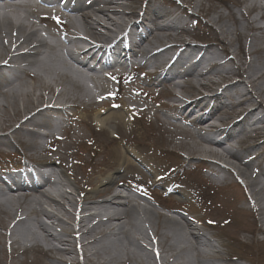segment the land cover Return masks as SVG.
I'll return each mask as SVG.
<instances>
[{
    "label": "bare ground",
    "instance_id": "6f19581e",
    "mask_svg": "<svg viewBox=\"0 0 264 264\" xmlns=\"http://www.w3.org/2000/svg\"><path fill=\"white\" fill-rule=\"evenodd\" d=\"M16 1L20 0H0V41L2 45H0V54L6 52L5 57L0 61L3 62L2 67L12 69L9 71L10 77L8 78L2 77L0 69V96L8 98V103L14 104L18 97H28L32 91L38 90L40 92L39 99L44 102L52 100L55 102H67L70 103V106L75 105V103L79 105L97 104L95 103V98L97 96L96 90L98 89L96 85V82H98L97 78L94 76L90 78L94 85V89H90L88 86L84 85V79L86 78L85 73L94 72H91V69L87 67V63H85L83 59L85 56L90 57L89 53L83 51L77 55H70L72 49L67 47L66 52L70 54L65 55L71 62L69 65L59 55V52L62 51L63 44L66 43L65 40L62 39V36L55 34V40L50 44L47 38L41 36L39 29H37L35 17H33L36 13L33 9L31 10L28 6L24 4L21 5V3ZM98 2L106 4L109 7L97 8L93 5L84 8V6H73L70 10L71 12L77 11L81 14L82 18H84V29H86L85 33L87 35L91 33L96 38L105 39V32H102V30L108 32L114 29L118 30L124 25V19L132 15V12L124 11V4L120 0H99ZM248 3H250V6L244 8L243 11L238 10V14L243 16V12L250 15L254 12H259L258 19L262 23L261 26H257L255 20H248L246 18L245 20L247 21V28H249L250 31L258 32L260 38L264 40V0L235 1L237 8H241ZM37 8L40 14L47 15L49 13L48 9L41 7V4H38ZM180 8L181 10L178 11L180 14H190L191 4H184L180 6ZM70 10L68 9V11ZM227 10H229V8H227ZM146 12H150L152 17L150 21L147 20V18L143 20L144 22L149 21L151 27L147 32L140 33L138 27L135 26V37L137 42L133 47L137 51H131V57L135 58L139 56L142 59L144 67H147L148 63L149 65H157V60L165 57V55L170 52L171 48L183 47L180 49L182 52L178 59L187 62L192 53H194L193 58H195L182 70H179V67H172L170 65L164 77L156 85L168 83L171 90H173L179 87L178 84L175 83L177 78L186 84L191 85L193 82L197 84L200 79H203L209 74L211 69L217 66L221 68L220 66H222V64L216 62L218 55L210 51L211 47L204 48L203 50L195 49L179 40L185 35L184 31H180V28L184 27L185 23L179 19V17H172L175 13H167L157 7L151 9L150 5L147 7ZM245 13L244 16L246 15ZM229 16L239 21L236 17L237 13L229 10ZM222 20L223 17L219 16L214 23L222 22ZM43 22V20H40V23ZM144 22L142 25L146 24ZM237 24L236 22L235 25L237 26ZM71 25L74 29H78L75 27L73 21H71ZM219 27L222 29L224 26L221 24ZM64 28L69 29V26L64 24ZM163 39L167 41L176 40L177 42L167 44L170 48L168 49V47L164 46L162 52L159 51L160 53L152 52L150 50L151 40L162 42L164 41ZM120 41L118 40V43ZM21 48H24V51L26 50L27 52H20L19 50ZM125 55L126 50L123 51V56L125 57ZM93 58H97L95 53H93ZM12 64H20L22 66L15 67ZM204 64L208 67H205L206 69H201ZM247 64L246 67L241 69V72L246 75V79H248L249 82L245 84L244 81H241L232 84L228 88H232L236 96L243 98L241 102L250 101V99H247V96H251V86L256 88V83L264 80V70H259L261 73L260 76H257L256 68L251 66L252 63L249 62ZM117 66V64H114L105 69H107L109 73H116L118 71ZM224 69L225 67H223V70ZM158 70L159 68H154V72ZM24 79H28L36 84L30 86V88H27V86L20 88L16 87V85ZM245 85L249 86V90L246 91ZM200 86L201 84L199 87ZM55 89H58L59 92L55 91ZM68 89L77 90V95L79 96L68 97L67 100L61 99L60 97H63V94ZM44 90L48 91L46 96V93L42 94ZM168 95L173 98V103L170 108L175 104L177 109H174L173 114L164 117L168 118L169 121H171V119L173 121L177 119L190 120L194 125L193 128L198 129L192 130V138L194 139V147H196L197 153H193L192 148L185 144H179L182 149L189 153H186L190 155L187 159L189 160L197 155L200 156L203 161L201 165L208 169L215 177V181L220 184L223 183L219 177V174H222V170L225 171L224 174H226L227 177L238 178L240 176L245 179L247 181V186L245 187L249 188L251 193V196H249L251 206L255 212L259 214L260 222L264 223V206L260 198L261 195H264V172L259 171L254 177H250L247 173L250 172L254 164L245 163L244 153L224 148L226 142H234L232 137L235 136V133L240 138L251 141L247 150L258 148L255 141L260 136L253 130L247 131L246 127L262 126L260 124L264 123V115L259 116L257 112L264 109V102H254L251 109L245 113L241 120L231 124L228 131H226L225 138L220 139V135L224 132L218 129L217 123H220V120L217 117L219 116V109L222 110L221 108L225 105L223 101L225 96L215 95L216 103L214 104L212 99L208 100L202 97L197 101L177 106L180 100L179 97H176L174 90L170 91ZM239 104L241 105V103ZM167 106L169 107V105ZM94 108L95 107H93V109ZM114 113L115 112L107 111L106 109L105 111L104 109L98 110L97 113L92 115V119L96 123L95 128L93 127V121H91L89 117L84 118V122L88 124L89 132L92 135L101 134L105 139L107 138L105 129H109L111 133L114 134L117 125L125 122V119L122 117L124 113L119 115L118 113ZM33 116L34 118H39L37 119V123L42 125H47L49 122L46 120L54 117H68L83 120L77 112L52 113L38 111L22 117L18 124V128L10 131V133L13 134L19 129L24 128L23 132L26 133L32 141H36L48 139L56 130L60 129L51 126L39 127L45 130L47 132L46 134H41L33 129L26 130L25 126L27 125V121H30ZM212 121H215V126H210L209 131L205 133L202 128ZM0 131V142H2L7 135L5 129H1ZM261 139L264 140V137ZM106 143L110 142L106 141ZM4 144L8 146L7 143L4 142ZM23 145L26 151L30 153V157H33V154H36V152L40 150H42V152L46 150L45 148L43 150L39 143L35 145L23 143ZM110 146H112L110 150L112 159H109L103 170L100 169L95 172L101 175L108 174L96 183H91L92 185H96L97 188L94 189L92 193H89V195H92L90 199H88V195H85L83 199L75 200L72 194L64 190V188L69 186V180H67L63 174L60 176L59 173H57L59 180H54L50 177L40 188L26 191L27 189H25V187L16 186L15 188H7L0 191V210L9 215L15 223H33L36 227V232H33L32 229L29 228L18 232L14 226H9L6 231L7 237L11 239L16 250L21 249L27 253L37 252L40 254L41 257L32 261L30 264H46L43 258L47 255L59 257L60 259L57 261V264H78L76 256L81 255L85 261L84 264H89L94 257L102 253H107V258L104 259L103 264H135L136 262V264H199L206 255V253L201 250L202 247L210 250L209 256L213 259L214 263L220 264V262L224 261V264H237L235 262H229L230 260L228 258H226V261L223 260L220 253L216 251V247L212 244L211 240L204 234L194 232L193 227L187 219L179 218V220H175L169 216L155 213L154 209L149 205L139 208V202L134 197H130L126 201L125 205L122 207V212L118 211L119 207H121V202L119 203L117 201L120 199L117 195H113V191L115 190L114 185L117 183V179L123 168L126 166L132 169L137 168V160L130 150H123L121 152L117 144ZM60 160L64 162L65 158L61 157ZM230 160L234 162L231 163L229 162ZM116 161H120L119 167H113ZM213 164L217 165L219 169L216 170L211 168ZM253 168H255V165ZM256 170H259V168H256ZM85 183L86 180L84 179V184ZM105 196L110 197L104 199ZM64 202L69 207H72L70 212L64 208ZM44 204L61 208L64 215L66 214L67 217H71V221L76 226L75 230L66 228L68 223H64L55 213L45 208L43 206ZM25 205L30 207V211L24 215L25 211H22V206ZM137 209L140 211L146 227H148V233L146 231L144 232V228L136 219ZM90 211L95 212L90 213ZM40 217L49 223L44 222ZM158 218L163 220L164 226L172 228L168 230V233L166 232V227L162 228L160 234L149 230L151 226L155 227ZM126 226L131 227V233H127L125 229ZM63 230L65 231L63 232ZM184 234L185 236H183ZM119 235H123L127 243L138 245H134V251H127V257L124 260L119 256L122 250L118 245L123 241V239H118ZM106 237H115V239L117 237L118 240H113L106 245L101 242L102 239ZM164 239L167 240V248H164L161 244ZM29 241L33 242L34 245L30 246L28 244ZM52 242H56L59 246L53 245ZM109 248L111 252L114 250L112 254L109 253ZM189 250L194 251L196 255L195 259L192 260L191 258L186 259L183 258V256L181 257L182 253ZM168 254L171 256H168ZM166 256L174 258V260L168 262ZM140 257L145 261L139 262L137 259ZM64 258H70V261H65ZM200 259L202 260L199 261Z\"/></svg>",
    "mask_w": 264,
    "mask_h": 264
},
{
    "label": "rangeland",
    "instance_id": "374dc122",
    "mask_svg": "<svg viewBox=\"0 0 264 264\" xmlns=\"http://www.w3.org/2000/svg\"><path fill=\"white\" fill-rule=\"evenodd\" d=\"M145 1L148 0H122V3L126 5L124 11L138 13L143 10ZM166 1L167 0H150L149 2L154 5V7L169 11L172 8ZM178 1L183 4L190 3L191 12L193 14L200 12L199 18L180 15V19L185 23L183 27L185 35L179 40H181V42H186L184 37L188 36L187 39L194 42L193 45H191L194 46L193 48L197 47V49L203 50L204 48L211 47L210 51L218 55L216 62L222 64V66H220L221 68L217 66L211 70L209 69V74L203 79H200L197 83L201 84L200 87V84L197 85L196 82L190 85L181 80V85L174 90L176 94H181L185 100L186 98L188 100L196 99L200 92L214 95V98H212L213 103L216 101L215 95L225 96L223 100L225 105L221 108L222 110L219 109V116L217 117L220 123L217 124L227 127L229 123H234L235 120L243 116L246 111L252 107L254 102H264V80L257 82L256 88L251 86V96H247V99H250V101L247 102H241L243 98L236 96L232 88L228 89L232 84L241 81H244L245 84L249 82V80L246 79V75L241 72V69L248 65L247 63L251 62V66L256 68L257 76H260V71L264 70V40L260 38L258 32L250 31L249 28H247V21L245 20V18L248 20H255L256 25L261 26L262 23L258 19L259 12H254L251 15L243 12V16H240L238 10L243 11L244 8L250 6V3L243 5L241 8H237L235 5L236 0ZM227 8L237 13L236 17L239 21L229 16V10H227ZM244 13L246 14L245 16ZM219 16L223 17L222 22L214 23ZM195 20L197 24L194 27L193 23ZM236 22L239 25L237 24L236 26ZM221 24L224 26L222 29L219 27ZM78 26L79 28H85L84 24L81 22L78 23ZM147 26L150 27V25ZM169 42L175 43L177 41L164 40L162 42H155L151 40L150 50L155 51L163 46L164 43ZM173 53L174 52L170 50L165 57L157 60V65H154L160 66L159 68L161 69L170 61L171 57L174 55ZM5 55L6 52H2L0 54V60L3 59ZM193 57L194 53L191 54L187 62L177 59L173 67H179L178 69L182 70L188 63L194 60ZM205 67L204 64L201 69ZM223 67H225L224 70ZM143 70L144 69L135 73L136 83L134 85L131 83L122 85L123 90L132 86L128 89L131 100L125 99L127 96L121 94L120 97L122 100L116 102L117 104L122 103L120 107H118V110H111L113 108L107 107L106 105H98L95 106L94 109L91 107L89 109L87 108V110H79L78 114L83 118L79 126L76 128L62 129L60 131L64 133L63 135L67 138L66 142L59 145L60 151L63 152L66 150L67 154L70 152H72V154L78 152V156L80 157V159H77L79 161L72 163V166L70 163L69 169V166H66L67 172L64 171L65 169L60 171V173H63L65 178L69 180V186L64 188V190H68L75 200H80L82 198L81 196L85 195H88V199L92 198V195H89V193H92L97 186L91 183H96L108 174L101 175L95 172L100 169L103 170L109 159H112L110 152L112 146L110 145L117 144L121 152L123 150L131 151L135 156L134 158L137 160V168L132 169L127 166L123 168L117 179V183L114 185L115 187L121 182H125L134 187L138 186L135 188L136 195L146 201L147 204L154 209L155 213L173 217L174 219H182V217H185L186 219L196 218L200 220L202 224L201 230L195 229V232L208 235L212 244L215 245L216 251L220 253L223 260L226 261V258H228L230 260L229 262H235L237 264H264V233L258 232L264 230V226L263 223L260 222L259 214L255 212L249 201L251 193L249 188L245 187L247 186V181L239 176L238 180L241 185H236L234 181H231L227 186L218 188V186H215V177L208 169L201 165L198 160L194 159L198 155L189 160H185L179 159V157L174 154L176 151H179L183 156H190L186 154L188 152L182 149L179 144H185L192 148L193 153H197L196 147H194V139L192 138V130H178L175 128L176 121H172V119L169 121L168 118L164 117L174 113L172 109H167V104L169 103L167 96L165 94L162 95L164 87L168 86V83L155 86L153 81L156 82L160 80L161 75L158 73V76L146 78L142 76ZM145 73L150 74L149 71ZM34 84L36 83L24 79L18 83L16 87L20 88L27 86V88H30V86ZM244 87L246 91L249 90V86L245 85ZM138 90H145L147 93H142L143 91L139 93ZM55 91L59 92L58 89H55ZM160 91L161 94L158 96L157 93ZM47 92L48 91L44 90L42 94L46 93V96L48 94ZM39 94L40 92L38 90L32 91L28 97H18L14 104L8 103V98L0 96V130L5 129V133H7L8 130H15L22 117L37 110L44 103V101L39 99ZM77 94V90L68 89L63 94L64 98H60L67 100L68 97H78L79 95ZM130 102H132V104H130ZM183 103L184 101H180L177 104L181 106ZM239 103H241V105ZM145 107H147L148 113L146 112L147 114L145 117H142V110ZM132 108L135 109V111L138 110L136 114H130V109ZM100 109H104V111L105 109L107 111H113L115 112L114 114L118 113V115L124 113L122 117L125 119V122L117 125L114 134L111 133L109 129H105L107 133L106 139L101 134L92 135L89 132L88 124L84 122V118L89 117L91 121H93V127L95 128L96 123L92 119V115L97 113ZM257 113L259 115H264V110H259ZM56 132L57 131H55V133ZM43 133H45V131H43ZM260 137L255 141L258 148L249 150H247V148L251 144V141L238 137L239 143L236 145L234 144L236 147L234 151H243L244 161H250L249 163L255 165L264 159V140ZM106 141L110 143H106ZM3 142H9L10 146L4 149L2 147ZM261 142H263V145ZM22 143L35 145L42 143V141H32L26 133L18 130L14 135H8L0 142V151L4 150L7 153H21L24 151ZM19 144H21L20 147H18ZM92 154L95 158H93ZM119 163L120 161H116L113 167H119ZM254 165H252L250 172L247 173L250 177H254L256 173V170L253 168ZM84 179L86 180L85 184ZM155 180L159 181L157 182ZM162 192L166 193L167 198L164 197ZM260 198L264 206V195H261ZM184 204H186L188 211L184 209L185 207H182ZM64 208L68 211L72 209V207H69L65 202ZM47 209L61 216L63 220L68 222L71 221V217H67L66 214L64 215L61 208L50 205ZM22 211H25V215L30 211V207L26 205L22 206ZM40 219L44 220L42 217H40ZM227 220L229 223H227ZM12 225L15 226L18 232L28 228L36 232V227L33 223H15L9 215L0 210V264H30L32 261L40 258L41 256L37 252L23 253L21 249L16 250L15 246L8 243L9 238L5 234L7 228ZM192 225L194 227V222ZM163 227H166L163 225V220L158 218L155 227L151 226L149 230L160 234ZM66 228L70 229L71 226H66ZM125 229L127 233L132 232L130 226H126ZM146 229H148V227ZM166 229L168 233V230L172 228L166 227ZM64 231L65 230H63V232ZM145 231L144 229V232ZM183 236H185V234ZM119 238L123 239L118 245L122 250L119 256L124 260L127 257V251H134V245H138L127 243L123 235H119L118 239ZM116 239L115 237H106L105 239L103 238L101 242L107 245ZM161 244L164 248H167L168 243L166 239H164ZM113 252L114 250L111 252L109 248V253L112 254ZM168 256L171 255L168 254ZM168 256H166V260L172 262L174 258ZM182 256L183 258H191L192 260L196 258L193 250L185 251L181 254V257ZM106 258L107 253H102L94 257L89 264H103ZM43 260L46 264H57L58 258L47 255ZM64 260L69 261L70 258H64ZM76 260L79 261L78 255L76 256ZM137 260H139V262L145 261L141 257ZM220 264H224V261L220 262Z\"/></svg>",
    "mask_w": 264,
    "mask_h": 264
}]
</instances>
